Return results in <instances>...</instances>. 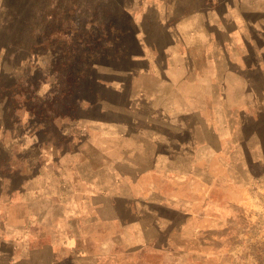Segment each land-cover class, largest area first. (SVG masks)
Listing matches in <instances>:
<instances>
[{"label": "rangeland", "instance_id": "374dc122", "mask_svg": "<svg viewBox=\"0 0 264 264\" xmlns=\"http://www.w3.org/2000/svg\"><path fill=\"white\" fill-rule=\"evenodd\" d=\"M0 264H264V0H0Z\"/></svg>", "mask_w": 264, "mask_h": 264}]
</instances>
